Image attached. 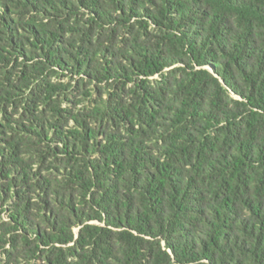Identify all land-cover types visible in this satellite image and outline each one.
Wrapping results in <instances>:
<instances>
[{
    "label": "trees",
    "instance_id": "trees-1",
    "mask_svg": "<svg viewBox=\"0 0 264 264\" xmlns=\"http://www.w3.org/2000/svg\"><path fill=\"white\" fill-rule=\"evenodd\" d=\"M0 264H264V0H0Z\"/></svg>",
    "mask_w": 264,
    "mask_h": 264
}]
</instances>
